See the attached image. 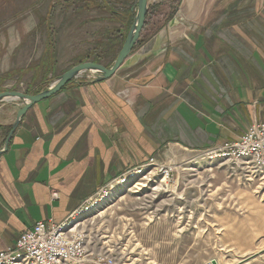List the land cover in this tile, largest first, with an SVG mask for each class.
<instances>
[{"label": "crops", "instance_id": "1", "mask_svg": "<svg viewBox=\"0 0 264 264\" xmlns=\"http://www.w3.org/2000/svg\"><path fill=\"white\" fill-rule=\"evenodd\" d=\"M133 1L124 6L129 13ZM148 29L154 33L144 40ZM19 45L15 25L0 30V92L37 94L87 62L57 69V57L14 74ZM21 107L0 103V150ZM263 122L264 0H150L140 39L118 71L98 83L80 77L37 103L0 156V251L40 221H65L149 158H192Z\"/></svg>", "mask_w": 264, "mask_h": 264}, {"label": "rangeland", "instance_id": "2", "mask_svg": "<svg viewBox=\"0 0 264 264\" xmlns=\"http://www.w3.org/2000/svg\"><path fill=\"white\" fill-rule=\"evenodd\" d=\"M104 2L118 13L129 12L127 0H0V30L15 25L20 40L11 72H27L37 62L47 66L57 57V69L91 59L112 65L129 28L103 9ZM135 6L134 0L130 7ZM153 21L151 15L148 22ZM116 27L125 30L122 37L115 36ZM150 30L144 40L154 33ZM86 46L95 51L82 54ZM143 165L141 174L110 192L85 218L82 227L94 252L130 264H238L264 250V178L251 168L198 154L169 163L152 157L134 168ZM250 264H264V254Z\"/></svg>", "mask_w": 264, "mask_h": 264}, {"label": "built area", "instance_id": "3", "mask_svg": "<svg viewBox=\"0 0 264 264\" xmlns=\"http://www.w3.org/2000/svg\"><path fill=\"white\" fill-rule=\"evenodd\" d=\"M198 156L207 160L234 161L246 165L257 176L264 178V122L250 126L239 140L208 148ZM151 161L154 162V159ZM146 167L131 169L102 186L65 221L49 219L36 223L23 232L13 246L0 251V264H130L112 254L94 252L82 224L89 214L105 204L110 192L127 185ZM53 198H58V193H53ZM206 264L215 262L209 260Z\"/></svg>", "mask_w": 264, "mask_h": 264}, {"label": "water", "instance_id": "4", "mask_svg": "<svg viewBox=\"0 0 264 264\" xmlns=\"http://www.w3.org/2000/svg\"><path fill=\"white\" fill-rule=\"evenodd\" d=\"M149 2L150 0H137L136 14L133 24L131 25L128 35L123 43V46L111 67L108 68L102 64L95 62H83L74 66L73 68L59 76L45 90L39 92L38 94H27L20 91L0 92V103L19 102L22 106L17 112L15 122L13 123L12 130L10 131L4 143V147L2 150H0V156L8 150L9 143L13 135L17 131L24 116L27 114L29 109H31L37 103L57 94L69 83L74 81L78 82V79L80 77L86 78V80L90 83H98L108 80L118 71L124 61L133 52L140 39L149 12ZM262 254H264V250L252 256H249L248 258H245L238 264H246L251 260L258 258Z\"/></svg>", "mask_w": 264, "mask_h": 264}, {"label": "trees", "instance_id": "5", "mask_svg": "<svg viewBox=\"0 0 264 264\" xmlns=\"http://www.w3.org/2000/svg\"><path fill=\"white\" fill-rule=\"evenodd\" d=\"M105 4V6H104V8L103 9H107V10H109L111 13H113V14H115V15H117V16H115L117 19H119V17H122V18H120L121 20H122V23L124 24V25H126V27H128L129 28V30H130V27H131V25L133 24V21H134V18H135V14H136V6H135V9H134V14H132L133 15V18H132V21L130 22V13L128 12H124V13H118V12H116V11H114V10H112V8H109V6L106 4V2H104ZM129 22L131 23V24H129ZM129 32V31H128ZM114 63V62H113ZM112 65H110L109 67H111ZM38 94V93H37Z\"/></svg>", "mask_w": 264, "mask_h": 264}]
</instances>
